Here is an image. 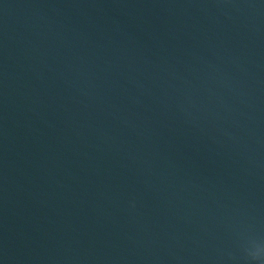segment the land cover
Returning <instances> with one entry per match:
<instances>
[{
    "label": "water",
    "instance_id": "obj_1",
    "mask_svg": "<svg viewBox=\"0 0 264 264\" xmlns=\"http://www.w3.org/2000/svg\"><path fill=\"white\" fill-rule=\"evenodd\" d=\"M264 0H0V264H264Z\"/></svg>",
    "mask_w": 264,
    "mask_h": 264
},
{
    "label": "clouds",
    "instance_id": "obj_2",
    "mask_svg": "<svg viewBox=\"0 0 264 264\" xmlns=\"http://www.w3.org/2000/svg\"><path fill=\"white\" fill-rule=\"evenodd\" d=\"M262 253H264V249L256 248L255 251L250 252V255L254 260H259L261 258Z\"/></svg>",
    "mask_w": 264,
    "mask_h": 264
}]
</instances>
